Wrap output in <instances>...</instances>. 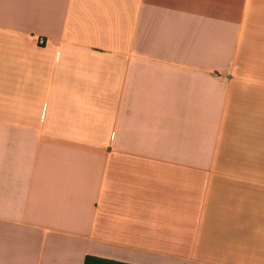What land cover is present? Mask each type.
Returning a JSON list of instances; mask_svg holds the SVG:
<instances>
[{"label":"crops","instance_id":"obj_1","mask_svg":"<svg viewBox=\"0 0 264 264\" xmlns=\"http://www.w3.org/2000/svg\"><path fill=\"white\" fill-rule=\"evenodd\" d=\"M87 256L264 264V0H0V264Z\"/></svg>","mask_w":264,"mask_h":264},{"label":"rangeland","instance_id":"obj_2","mask_svg":"<svg viewBox=\"0 0 264 264\" xmlns=\"http://www.w3.org/2000/svg\"><path fill=\"white\" fill-rule=\"evenodd\" d=\"M257 116L260 117V113ZM249 117L252 119L254 116L249 115ZM250 118L240 121L235 129H239L242 133L248 132L252 123ZM239 143L242 147L241 151L247 153L248 138L240 139ZM247 158L243 159V163L231 164L238 167L209 171V197H248L250 170Z\"/></svg>","mask_w":264,"mask_h":264},{"label":"trees","instance_id":"obj_3","mask_svg":"<svg viewBox=\"0 0 264 264\" xmlns=\"http://www.w3.org/2000/svg\"><path fill=\"white\" fill-rule=\"evenodd\" d=\"M84 264H124V263H119L115 261L104 260V259H99V258L92 257V256H87L85 258Z\"/></svg>","mask_w":264,"mask_h":264}]
</instances>
